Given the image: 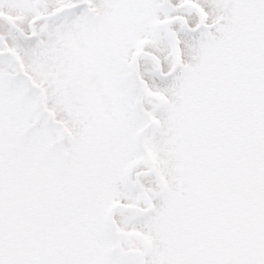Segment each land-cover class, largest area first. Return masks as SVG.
I'll use <instances>...</instances> for the list:
<instances>
[{
    "label": "snow or ice",
    "instance_id": "snow-or-ice-1",
    "mask_svg": "<svg viewBox=\"0 0 264 264\" xmlns=\"http://www.w3.org/2000/svg\"><path fill=\"white\" fill-rule=\"evenodd\" d=\"M0 264H264V0H0Z\"/></svg>",
    "mask_w": 264,
    "mask_h": 264
}]
</instances>
